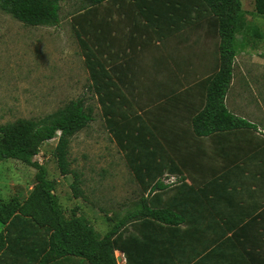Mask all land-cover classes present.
Masks as SVG:
<instances>
[{
    "label": "crops",
    "instance_id": "1",
    "mask_svg": "<svg viewBox=\"0 0 264 264\" xmlns=\"http://www.w3.org/2000/svg\"><path fill=\"white\" fill-rule=\"evenodd\" d=\"M106 1L109 0L99 6L100 10L79 13V29L86 36L92 27L96 35L107 34L100 44L114 58L117 53L132 49L142 52L143 75L139 80L144 85L137 98L143 99L146 109L139 112L143 121L138 125H143L152 140H159L158 148L149 144L151 164L157 166L154 173L159 172L160 182L167 187L160 189L155 202L161 208L166 207L165 203L173 206L179 222L174 230L160 229V242L172 251L146 255L145 261L147 264L151 259L155 264H264V128L242 113L241 104L232 101L233 97L245 99L248 92L254 91L247 65L240 63L238 56L257 50L258 39L264 38V21L256 20L259 15L255 9L254 20L245 15L244 27L237 35L233 78L225 97L228 110L256 128L207 132L212 125L195 123L194 119L206 103L209 87L205 78L219 63L215 28L192 26L174 30L164 19L166 14L165 22L153 28L148 25L150 12L146 9L150 0H111V5ZM188 14L193 18L197 12L191 10ZM182 16L180 13L178 18ZM250 35L257 40L249 41ZM78 43L85 63L84 49L79 40ZM153 65L158 66V73L152 72ZM85 67L91 83L86 63ZM157 95L161 96L160 101L147 107L148 100ZM131 161L126 159L136 179ZM5 227L0 226V234L6 233ZM42 231L27 222H15L13 237L17 239L5 245L0 264H88L80 259L67 262V255L54 258L47 246L48 235ZM115 256L118 264H127L124 253L117 250Z\"/></svg>",
    "mask_w": 264,
    "mask_h": 264
},
{
    "label": "trees",
    "instance_id": "2",
    "mask_svg": "<svg viewBox=\"0 0 264 264\" xmlns=\"http://www.w3.org/2000/svg\"><path fill=\"white\" fill-rule=\"evenodd\" d=\"M63 1L0 0V9L27 26H55L60 22ZM104 1L78 0L79 9L72 14V24L76 39L84 49L85 63L92 81L90 87L98 95L107 132L125 153L126 159L132 160L142 195L121 217H116L104 234L96 230L88 217L78 213V206L77 210L66 215L58 194L50 185L47 168L35 161L34 157L39 154L42 145L54 139L59 132L55 156L60 171L62 175H73L71 188L74 198L84 196L80 174L71 169L69 160L73 137L94 120V109L84 98L71 100L64 107L40 119L20 118L0 124V162L16 159L37 169L36 181L28 196L15 195L8 200L0 197V223L6 226V233L0 234V253L6 244L17 239L13 237L17 221L43 229L42 232L48 235L50 253L53 252L54 258L67 255V262L80 259L88 264H118L115 256L118 250L125 254L127 264H147L146 255L153 256L156 252L171 250L168 245L164 246L160 242V229L168 227L174 230L179 222L173 206L165 203L166 207L161 208L155 202L159 198L160 189L167 187L160 182L159 172L154 173L157 166L151 164L153 159L149 144H155L158 148L159 140H152L143 125H138L143 121L139 112L143 113L146 109L143 99L137 98L144 85L139 80V76L143 75V68L140 67L142 52L132 49L117 53L114 58L100 44V39L106 38L107 34L96 35L92 27L86 31L89 33L86 36L79 29V13L90 9L100 10L99 6ZM106 2L112 4L111 0ZM146 4L150 12L147 16L150 27L158 28L160 22L166 20L167 24L174 26V30L192 26L215 28L219 63L213 73L205 78L209 87L206 103L202 105L194 122L212 125L207 132L256 128L247 119L231 113L225 104L233 78V64L238 49L237 35L244 27L247 13L242 7V1L150 0ZM254 6L256 14L264 17V0H254ZM191 10L197 12L193 18L188 14ZM180 13L183 16L178 18ZM158 69L157 65H153L152 72L158 73ZM160 99L161 96L157 95L148 100L146 106H154ZM146 192L148 196H145ZM152 193L154 195L149 197ZM147 230L151 233H147ZM149 263L155 264V261L151 259Z\"/></svg>",
    "mask_w": 264,
    "mask_h": 264
},
{
    "label": "rangeland",
    "instance_id": "3",
    "mask_svg": "<svg viewBox=\"0 0 264 264\" xmlns=\"http://www.w3.org/2000/svg\"><path fill=\"white\" fill-rule=\"evenodd\" d=\"M241 1L246 14L254 20V0ZM78 5V0L63 1L60 22L55 26H27L0 9V124L20 118L40 119L77 98H84L93 107L94 120L73 137L69 154L71 169L80 174L84 196L74 198L73 175H62L60 171L55 156L59 132L42 145L34 160L47 168L50 185L66 215L78 206V213L105 233L142 191L126 163L125 153L107 132L101 106L90 87L71 22ZM256 20L264 18L256 16ZM248 40L257 39L250 35ZM257 44L253 53L238 56V61L247 65L254 91L248 92L245 99L233 97L232 101L241 104L242 113L264 128V38ZM36 174V168L19 160L1 161L0 197L7 200L25 195L34 185Z\"/></svg>",
    "mask_w": 264,
    "mask_h": 264
}]
</instances>
